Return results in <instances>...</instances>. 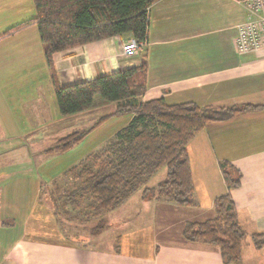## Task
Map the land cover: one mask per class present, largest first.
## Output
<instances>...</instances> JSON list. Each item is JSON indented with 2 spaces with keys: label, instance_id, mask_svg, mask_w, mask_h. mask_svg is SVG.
Masks as SVG:
<instances>
[{
  "label": "crops",
  "instance_id": "0c3cea01",
  "mask_svg": "<svg viewBox=\"0 0 264 264\" xmlns=\"http://www.w3.org/2000/svg\"><path fill=\"white\" fill-rule=\"evenodd\" d=\"M35 17L33 0H0V264H237L224 262L215 245L186 240L182 229L187 220L214 215L215 198L228 191L220 168V160L228 159L242 173L241 185L232 190L240 220L247 231L264 233V48L241 54L234 45L237 25L246 17L244 7L233 0H156L149 11L148 43L139 52L122 53L121 43L131 38L124 34L53 53L61 85L137 66L145 55L144 99L260 106L208 123L188 143L195 205L145 199L136 192L107 213L120 209L125 219L116 237L107 239L109 244L94 241L115 224V216L105 218L107 228L101 233L82 240L77 237L85 228H64L55 215L46 186L69 167L50 171L47 149L70 132L93 128L115 104L95 100L85 111L60 114L38 26L29 24L4 35ZM23 74L27 79L13 88ZM106 107L109 111L92 121L96 110ZM126 115L121 127L131 119ZM70 124L76 125L70 132L58 131ZM20 150V157L27 152L42 156L36 167L43 169L35 171L28 159L20 162ZM132 199L133 207L126 208ZM142 209L153 213L147 224L138 218ZM241 264H264V246L246 240Z\"/></svg>",
  "mask_w": 264,
  "mask_h": 264
},
{
  "label": "trees",
  "instance_id": "16d2710c",
  "mask_svg": "<svg viewBox=\"0 0 264 264\" xmlns=\"http://www.w3.org/2000/svg\"><path fill=\"white\" fill-rule=\"evenodd\" d=\"M154 1L33 0L36 17L4 34L9 35L29 24L38 26L45 59L52 69L55 100L61 115L93 107L96 96L115 104L114 111L101 116L93 128L60 137L47 153L70 149L111 116L131 115L129 122L101 147L62 174L67 181H79L78 188H64L55 182L51 189L50 198L59 210H54L57 218L63 216L73 223L85 224L96 220L90 229L92 234L106 227V213L141 189L145 199L195 205L188 143L208 123L260 107L250 103L222 106L199 105L194 101L168 103L163 97L144 99L148 71L145 55L134 67L68 85L58 82L53 53L115 35L144 39L149 25L147 8ZM162 168H166V178L156 186H148V180ZM220 168L228 191L215 198L212 217L203 221L187 220L182 234L188 241L217 246L224 262L241 264L247 237L255 247L262 248L264 233L247 231L240 220L232 194V190L241 185L240 169L228 159L220 160ZM84 197L89 199L86 209L81 208Z\"/></svg>",
  "mask_w": 264,
  "mask_h": 264
},
{
  "label": "rangeland",
  "instance_id": "374dc122",
  "mask_svg": "<svg viewBox=\"0 0 264 264\" xmlns=\"http://www.w3.org/2000/svg\"><path fill=\"white\" fill-rule=\"evenodd\" d=\"M234 1V0H233ZM235 2V1H234ZM237 6H241L240 4H238L236 2ZM242 7V6H241ZM124 43V42H122ZM121 43V44H122ZM24 76V74L22 75ZM21 77H17L18 79L15 80V84L13 85L15 89H18V86L19 85V82H21L20 80H23V79H27V75L24 76V78ZM19 81V82H18ZM54 92V91H53ZM53 98L55 99V94H53ZM95 100H101V98L99 96H96ZM111 103V102H110ZM55 107L58 109V106L56 104V100H55ZM56 109V110H57ZM109 108L106 107V108H102L100 110H96V112L94 113V118H92V121L96 120L98 116L102 115L103 113L109 111L108 110ZM125 114L123 115H114V116H111L110 118H108L107 120H105V122L101 125H99L97 128H95L93 130L92 133H90L89 135H87L85 137V139L77 144H75L74 146H72L70 149L64 151V152H55V153H50L47 158L50 159L52 162H53V165L51 166V170L50 171H53V170H58V169H61V168H65V167H71L72 165L75 164V160L76 159H79L77 160L78 162L82 159V158H79V157H85L87 154H89V152H92L96 149H98L99 147H101L107 140L109 135L111 134V132L116 129L117 127H121V125H123V123H125L124 121V118H125ZM88 122H91V119H88ZM72 128L76 125L74 124H70V125H66L64 126L63 128H60L58 131L62 130V133L63 135L66 134L67 132H70L72 128H69L71 127ZM70 130V131H69ZM65 131V132H64ZM107 139V140H106ZM55 141V140H54ZM53 141V142H54ZM49 143V141L46 140V144ZM53 144V143H52ZM49 146V144H47ZM25 147H28V145H25ZM94 147V148H92ZM24 147H21V149H23ZM92 150H89L91 149ZM23 152H21V150L19 152L16 153L17 157L19 158V161H25L26 159H28L27 161H34V164H32V167L35 171H40L41 169H43V167H36V165L38 163H41V158L42 156H33L31 153L27 152L28 153V156L26 157L25 155L21 156L20 155L22 154ZM86 153V154H85ZM83 155V156H81ZM29 157V158H28ZM22 158V159H21ZM26 161V162H27ZM77 162V163H78ZM35 166V167H34ZM14 169H17V167L15 166ZM32 169V168H31ZM46 169V168H45ZM62 174L55 179V181L53 183H58L60 184L62 187L64 188H70L71 189H75V188H78L79 184L78 182L79 181H74L72 179H69L68 181L65 180L63 177H62ZM166 168H162L160 171H158L152 178H150L147 182V185L148 186H156L159 182H161L162 180H164L166 178ZM53 183L52 184H49V186H46V190L47 191H50L51 193V189H53ZM0 187H1V183H0ZM140 194H142V189L138 191ZM85 196V194L83 195ZM137 198L138 197H135L134 196V200H135V208H139L140 206L137 205ZM84 199L83 200V203H82V206L81 208L83 209H86L87 207V201H89V199L87 200L86 197L82 198ZM1 201V200H0ZM134 201L133 199L130 201V203H128L126 205V208L128 207H133V204ZM51 205L52 207L54 208V210H56L57 212H59L58 209H56L55 205L52 203V200H51ZM136 208V209H137ZM85 211V210H84ZM122 210L120 209H117V211H114L112 213H110V215H107L105 214V218L107 219L108 216H109V219L110 217L113 215V217L115 216V224H113V226L110 227V229L108 231L105 232V235L103 237H100L99 240H96L94 241V243H101V244H109V241L107 239H110L113 237V235H117L119 229H122L123 228V223L125 221V219H123L121 216H119V213L121 212ZM152 215L153 213H150L148 211H145L144 209H142V212H141V215L138 217L140 218V221L143 222V224H147L149 219L152 218ZM119 216V217H118ZM1 217V215H0ZM59 218L62 220V223H63V227L67 228V226H71L72 230H76V229H82V228H85L84 226H86L87 228H85L84 231H80L79 234H78V237L77 238H83L85 235H89L91 236L90 234L91 231V227L93 225L96 224V220H92L91 222H88V223H79V222H74V223H71V221H68L66 220L63 216H59ZM64 218V219H63ZM138 218L136 217V220H132V222H136L138 220ZM59 219V220H60ZM108 220V219H107ZM128 222V221H127ZM69 224V225H68ZM107 228V225L104 229ZM103 229V230H104ZM77 230V231H78ZM102 230V231H103ZM101 231V232H102ZM99 232V233H101ZM250 237H247L246 240H249ZM84 240V239H82ZM7 240H5V243H6ZM100 245V244H99ZM1 250V248H0ZM250 262V261H248Z\"/></svg>",
  "mask_w": 264,
  "mask_h": 264
},
{
  "label": "built area",
  "instance_id": "2783aa9c",
  "mask_svg": "<svg viewBox=\"0 0 264 264\" xmlns=\"http://www.w3.org/2000/svg\"><path fill=\"white\" fill-rule=\"evenodd\" d=\"M246 10L244 21L237 25L234 45L241 54L258 51L264 48V0H234ZM150 7L147 8L149 17ZM148 43L147 37L137 40L133 37L122 43V53L133 55L142 50Z\"/></svg>",
  "mask_w": 264,
  "mask_h": 264
}]
</instances>
